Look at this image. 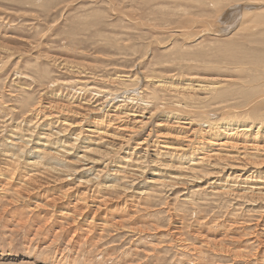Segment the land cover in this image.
I'll use <instances>...</instances> for the list:
<instances>
[{
    "label": "rangeland",
    "instance_id": "rangeland-1",
    "mask_svg": "<svg viewBox=\"0 0 264 264\" xmlns=\"http://www.w3.org/2000/svg\"><path fill=\"white\" fill-rule=\"evenodd\" d=\"M258 2L264 0H0V49L4 51L0 58L4 64L1 66H5L0 70V127L8 126L6 131H9L18 126L22 129L19 132L33 128L23 126L24 109L42 98V103L47 105L48 97L39 99L32 78H57L52 56L92 62L110 70V75L121 68L131 69L132 63L141 61L140 69L149 77L154 75L155 80L182 81L196 75L212 79L229 77L238 80V85L246 86L251 80L260 79V60L252 64L249 60L240 62L222 57L225 51L240 45L242 55L260 59V46L264 47V6ZM249 35L256 37L249 38ZM125 39L132 45L131 49L125 46ZM124 58L133 62L126 65ZM113 59L117 64L109 63ZM18 71L25 74L19 76ZM63 117L70 121L78 118L76 115ZM38 131L42 132V128ZM170 137L165 141L180 142ZM3 139L8 137L1 135V144ZM1 162L4 160L0 153V165ZM6 182V187L0 183L4 188L0 191V264H264V244L260 246L259 258L255 257L254 250L258 244L251 243L264 230L263 217L259 211L244 213L242 206L235 209L225 197L196 196L194 205H183L168 201L160 193L145 204L130 207L124 206L121 198L108 205L102 214L113 210L116 216H108L107 221H94L88 228L82 222L77 225L59 217L66 204L74 202L76 193H82L83 189L72 191L67 201L57 203L54 209L43 206L45 201L38 204L34 201L43 192L47 199H52L58 190L73 185L75 180H59L40 194L29 192L31 201L25 198L19 202L15 199L16 192H12L15 186L11 181ZM171 213L176 222H171ZM119 217L124 219L121 223L117 222ZM239 224L242 226H236ZM260 239L264 243L263 233Z\"/></svg>",
    "mask_w": 264,
    "mask_h": 264
},
{
    "label": "bare ground",
    "instance_id": "bare-ground-1",
    "mask_svg": "<svg viewBox=\"0 0 264 264\" xmlns=\"http://www.w3.org/2000/svg\"><path fill=\"white\" fill-rule=\"evenodd\" d=\"M259 3L264 6V2ZM255 37L249 35V38ZM126 42L125 46L131 49L132 45L125 39ZM238 46L225 51L222 58L231 57L240 62L249 60L252 64L260 60V79H253L246 86L238 85V80L229 77L212 79L196 75L182 81L175 78L155 80L154 75L149 77L140 69L141 61L132 63L126 57L123 63L127 65L131 62L132 68L121 70L119 67L120 70L110 75V70L92 62H73L61 56H52L57 78H32L34 88H38L39 99L48 97L47 105L42 103L43 98L25 105L22 123L23 126H33L32 130L19 132L21 127L15 126V129L6 131L8 126L0 127V134L8 137L0 143L4 160L0 165V183L6 187V181H11L15 186L12 191L16 192L15 199L29 198L31 201L29 192L30 195L34 192L40 194L59 180H75L73 185L58 190L57 196L52 199H47L43 192L34 201L35 204L45 201L43 206L54 209L72 191L83 189L82 193H76L74 202L66 204L59 217L77 225L82 222L88 228L94 221H107L108 216H116L113 210L102 215L114 200L123 198V205L130 207L145 204L160 193L168 201L183 205H194L196 196L225 197L235 209L242 206L244 213L259 211L264 221V47L260 46V59L253 60L252 55H242ZM3 52L0 49V54ZM117 62L113 59L109 63ZM2 63L0 58V70L5 67L1 66L4 65ZM20 71L19 76H23L25 73ZM225 84L228 86L225 87ZM83 104L90 107H82ZM96 114L100 116L94 118ZM66 115L78 118L70 121L63 117ZM29 117L32 119L27 121ZM160 118L164 120L159 121ZM165 127H170L171 131L160 130ZM40 128L42 132L38 131ZM170 135L180 142L165 141ZM21 181L25 183L22 185ZM34 184H38L37 187L33 188ZM179 189L182 191L177 192ZM2 190L4 188L0 187ZM169 216L171 222H176L172 213ZM89 217L91 220L88 221ZM119 218L121 220L117 222L121 223L123 217ZM262 231L251 241L254 245L258 244L257 249L254 248L255 257L260 256V246L264 244L260 239V234L264 235ZM237 255L240 257V254Z\"/></svg>",
    "mask_w": 264,
    "mask_h": 264
}]
</instances>
